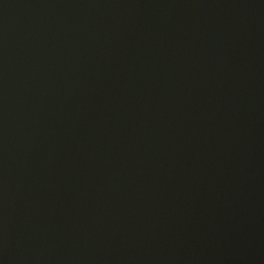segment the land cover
Here are the masks:
<instances>
[{
	"label": "water",
	"instance_id": "water-1",
	"mask_svg": "<svg viewBox=\"0 0 264 264\" xmlns=\"http://www.w3.org/2000/svg\"><path fill=\"white\" fill-rule=\"evenodd\" d=\"M0 264H264V0H0Z\"/></svg>",
	"mask_w": 264,
	"mask_h": 264
}]
</instances>
